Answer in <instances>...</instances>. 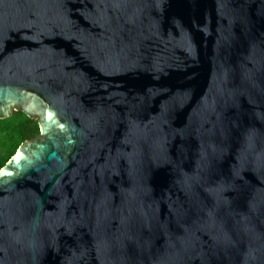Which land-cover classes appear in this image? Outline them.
Masks as SVG:
<instances>
[{
	"label": "water",
	"instance_id": "water-1",
	"mask_svg": "<svg viewBox=\"0 0 264 264\" xmlns=\"http://www.w3.org/2000/svg\"><path fill=\"white\" fill-rule=\"evenodd\" d=\"M0 264H264V0H0Z\"/></svg>",
	"mask_w": 264,
	"mask_h": 264
},
{
	"label": "trees",
	"instance_id": "trees-1",
	"mask_svg": "<svg viewBox=\"0 0 264 264\" xmlns=\"http://www.w3.org/2000/svg\"><path fill=\"white\" fill-rule=\"evenodd\" d=\"M39 133L37 121L22 111H14L7 118H0V167L26 139Z\"/></svg>",
	"mask_w": 264,
	"mask_h": 264
}]
</instances>
